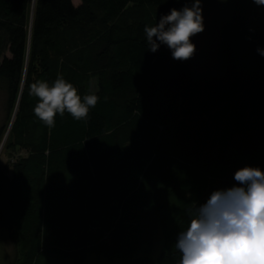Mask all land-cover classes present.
<instances>
[{"label":"trees","instance_id":"16d2710c","mask_svg":"<svg viewBox=\"0 0 264 264\" xmlns=\"http://www.w3.org/2000/svg\"><path fill=\"white\" fill-rule=\"evenodd\" d=\"M225 1L221 72L194 76L144 32L154 11L193 0H0V143L8 132L28 151L0 168L11 264H179L186 210L240 186L237 170L264 172V6ZM58 76L99 100L49 128L29 88Z\"/></svg>","mask_w":264,"mask_h":264},{"label":"clouds","instance_id":"9594fccd","mask_svg":"<svg viewBox=\"0 0 264 264\" xmlns=\"http://www.w3.org/2000/svg\"><path fill=\"white\" fill-rule=\"evenodd\" d=\"M253 2L264 6V0ZM201 12L200 0H193L191 7L171 9L155 26H146L148 50L155 53L164 45L174 60L191 59L195 54L191 38L204 31ZM257 51L264 56V51ZM29 95L38 100L35 116L49 128L65 112L74 120H86L99 100L95 94L81 98L62 76L51 86L37 80L30 85ZM234 180L240 186L215 191L203 205L186 210L187 227L175 244L179 264H264V172L244 167L235 172Z\"/></svg>","mask_w":264,"mask_h":264},{"label":"rangeland","instance_id":"374dc122","mask_svg":"<svg viewBox=\"0 0 264 264\" xmlns=\"http://www.w3.org/2000/svg\"><path fill=\"white\" fill-rule=\"evenodd\" d=\"M73 3L78 0H72ZM30 14L32 10V3L30 4ZM202 9L203 27L204 31L193 36L191 42L195 45L194 56L186 61V64L191 74L194 76H212L221 72V64L219 59V44L221 41V28L224 20L227 17V4L225 0H200ZM171 9L181 10V5L177 2L168 3L162 10L153 12L152 19L154 23H158L161 16L170 14ZM144 14V10L139 9V15ZM154 24V25H155ZM6 123V113L4 107V97L0 93V127ZM10 138L4 144L0 143V168L10 175V169L13 165L19 163L21 158L28 156V151L23 148H15L10 144ZM159 245L154 246V253L151 255L155 260ZM15 257V248L9 241L7 233L0 226V264H11ZM45 264H72L69 260L51 259ZM86 264H139L137 259L131 262H113L108 263L105 260L90 259Z\"/></svg>","mask_w":264,"mask_h":264},{"label":"bare ground","instance_id":"6f19581e","mask_svg":"<svg viewBox=\"0 0 264 264\" xmlns=\"http://www.w3.org/2000/svg\"><path fill=\"white\" fill-rule=\"evenodd\" d=\"M7 135H8V132L6 133V135H5V137H4L3 141H2L3 144L6 141Z\"/></svg>","mask_w":264,"mask_h":264},{"label":"crops","instance_id":"0c3cea01","mask_svg":"<svg viewBox=\"0 0 264 264\" xmlns=\"http://www.w3.org/2000/svg\"><path fill=\"white\" fill-rule=\"evenodd\" d=\"M79 2H76V3H74L75 5H77Z\"/></svg>","mask_w":264,"mask_h":264},{"label":"water","instance_id":"95a60500","mask_svg":"<svg viewBox=\"0 0 264 264\" xmlns=\"http://www.w3.org/2000/svg\"><path fill=\"white\" fill-rule=\"evenodd\" d=\"M33 3H34V0H33ZM263 24H264V18H263Z\"/></svg>","mask_w":264,"mask_h":264}]
</instances>
